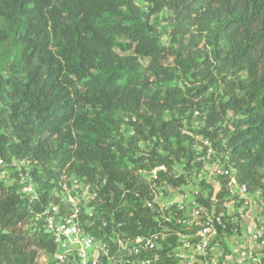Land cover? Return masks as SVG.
I'll return each mask as SVG.
<instances>
[{"label":"trees","instance_id":"obj_1","mask_svg":"<svg viewBox=\"0 0 264 264\" xmlns=\"http://www.w3.org/2000/svg\"><path fill=\"white\" fill-rule=\"evenodd\" d=\"M203 141L248 193L259 185L264 0H0V159L28 162L35 193L0 186V264H57L43 218L22 224L63 173L104 181L92 235L157 231L140 172L163 167L153 181L177 191L172 169L206 161Z\"/></svg>","mask_w":264,"mask_h":264},{"label":"built area","instance_id":"obj_2","mask_svg":"<svg viewBox=\"0 0 264 264\" xmlns=\"http://www.w3.org/2000/svg\"><path fill=\"white\" fill-rule=\"evenodd\" d=\"M133 134L132 131L129 133ZM204 159L214 158L208 142ZM213 170L220 182L207 179L206 190L190 200V208L183 204L185 195L170 203L167 208L159 207L154 193L156 172L151 171L149 198L141 199V205L158 222L159 229L148 235L125 236L110 228L108 236L97 237L89 232L96 221L98 229H105L101 218L100 195L104 185L87 182L75 175L62 174L58 179L59 194L56 202L48 205L40 215L44 229L56 245L53 255L57 264L74 261L75 264H264V218L248 215L247 187L238 184L234 177H226L224 165ZM6 166L0 159V167ZM21 192L35 195L30 184L22 183ZM172 194L179 193L159 186ZM177 198V196H176ZM96 210V212H94ZM167 211V212H166ZM102 213V211H100ZM172 214V216H171ZM244 214V215H243ZM242 215V216H241ZM250 217L244 236L234 226L238 217ZM232 226L227 230V223ZM106 240H105V239ZM103 260L105 261L104 263Z\"/></svg>","mask_w":264,"mask_h":264},{"label":"rangeland","instance_id":"obj_3","mask_svg":"<svg viewBox=\"0 0 264 264\" xmlns=\"http://www.w3.org/2000/svg\"><path fill=\"white\" fill-rule=\"evenodd\" d=\"M202 125L200 122H196L195 126L199 127ZM124 125L122 126L121 130L126 135H129L130 131H126V129H123ZM191 135V133H189ZM195 140L198 142H201L200 137H195ZM204 144V143H203ZM138 150L142 152L144 150V145L140 143L138 145ZM196 159L195 162L191 163L190 170L185 171L184 165H177L172 169L171 175L174 176H180L182 175L185 178V184L181 187H178L179 193H176L175 195L172 194L171 191H165V189H161L159 186V183H156L155 191L154 193L157 195V198L155 199L158 206L162 208H167L169 204H172V207L174 206L173 202L179 201L180 197L179 195H185V198L183 199V204L186 209L190 208V200H195V196L199 193H202L206 190V181L207 179H212L215 181H218L219 179L217 177H214L213 170L216 167L221 166L222 164H225L224 160L220 156H215L210 161H204L203 158ZM201 161V166L198 168L196 165V162ZM30 169V164L28 162H18L13 161L10 165H6L4 167H0V186H2L4 189L11 188L17 180L18 183H28L29 184V178H28V171ZM164 169V168H163ZM224 169L227 170L226 177L229 176L232 169L229 166L224 165ZM260 174L264 176V171L261 169ZM141 178L144 182H150L151 179V172H140ZM220 182H225V180H219ZM261 185V186H260ZM1 189V187H0ZM59 192L56 191L55 195L57 196ZM177 196V198H176ZM247 201L249 202L248 205V215L251 216L254 214V216H257L258 218H264V177L260 179L259 185L252 187V190L249 191L247 195ZM96 212V210H94ZM167 212V211H166ZM102 218V214L100 211H98ZM244 215V214H243ZM172 216V214H171ZM242 216V215H241ZM40 219L38 217H33L32 219H29L27 222L22 224V230H32L36 227V222ZM237 223H233L234 226H236L239 230L240 237L244 236L242 233H245V229L247 225L250 224V217L246 215L245 217H238L236 220ZM51 261V257L47 255H40L37 258L38 264H47ZM106 264H112L110 262H106Z\"/></svg>","mask_w":264,"mask_h":264}]
</instances>
